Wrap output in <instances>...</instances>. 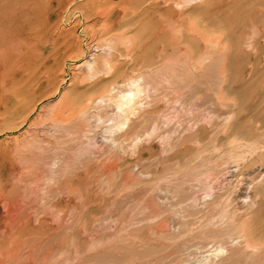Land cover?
I'll return each mask as SVG.
<instances>
[{
    "label": "rangeland",
    "instance_id": "rangeland-1",
    "mask_svg": "<svg viewBox=\"0 0 264 264\" xmlns=\"http://www.w3.org/2000/svg\"><path fill=\"white\" fill-rule=\"evenodd\" d=\"M0 36V264H264V0H0Z\"/></svg>",
    "mask_w": 264,
    "mask_h": 264
},
{
    "label": "bare ground",
    "instance_id": "bare-ground-1",
    "mask_svg": "<svg viewBox=\"0 0 264 264\" xmlns=\"http://www.w3.org/2000/svg\"><path fill=\"white\" fill-rule=\"evenodd\" d=\"M188 2L189 1H191V0H187ZM203 1V0H202ZM140 6V5H139ZM133 12H135V11H133ZM133 14H135V13H133ZM136 15V14H135ZM4 37H2V36H0V51H1V49H2V47L4 46V39H3ZM7 40V39H6ZM26 44H28V41H27V43ZM26 44H25V46H26ZM3 50V49H2ZM24 50V49H23ZM28 48H26V50H25V53H28ZM24 53V54H25ZM22 54V53H21ZM8 58V56L6 55V54H0V60H6ZM19 59V58H18ZM23 59V58H22ZM1 65V64H0ZM15 67H13V66H11V67H8V68H6L4 71H1V67H0V92H1V94H3V95H6L7 97H9V99H10V101H14V102H16L15 101V99H17V96H18V90L16 89V83L12 80V76H13V69H14ZM145 81H144V78L142 77V76H138V78H135V79H132V80H130V82H129V84H128V86L126 85V87H128V88H126V89H128L127 90V92L125 91L124 93H121L120 95V99H119V101H118V99H117V101H118V103H117V110H119V111H121L122 109H123V106H124V101H125V105L126 104H128V103H131L132 101H133V103L135 102L134 100H135V98L136 97H139V95H142L143 93H145L146 91H147V89L145 88V86H143V83H144ZM144 88H143V87ZM146 86H149V85H146ZM113 88V87H112ZM107 89V88H106ZM104 90L105 92L107 91V90ZM144 89H145V91H144ZM103 91V92H104ZM144 91V92H143ZM108 92V91H107ZM111 92V91H110ZM109 92V93H110ZM113 92V91H112ZM123 92V91H122ZM142 93V94H141ZM149 93V92H148ZM25 94H29L28 93V91H26L25 92ZM102 94V93H101ZM100 94V95H101ZM104 94V93H103ZM103 94L101 95L102 97H103ZM108 94V93H107ZM147 94V93H146ZM23 95H24V93H23ZM30 95V94H29ZM28 95V96H29ZM112 94H110V96H111ZM106 96V95H105ZM98 98H99V96H98ZM105 98V97H104ZM108 98V97H107ZM110 98H112V97H110ZM8 99V98H7ZM138 99V98H137ZM104 99H102V103L104 102L103 101ZM89 101H91V100H89ZM92 102V101H91ZM97 102H100V104H101V100H99L98 99V101ZM126 102H128V103H126ZM132 103V104H133ZM99 104V103H98ZM132 104H130V105H132ZM4 105V104H3ZM95 105V104H94ZM64 106H65V108H66V111H65V113L66 112H68V114L66 113V115H63V113L61 114V113H57L56 114V119H57V121H63L64 122V124H66L65 122H70L71 120H75V119H77L78 118V112H77V110H76V105L74 104V103H72V102H70V101H67V103H64ZM87 109V108H86ZM11 116L13 115V112H11V114H10ZM127 118V117H126ZM125 118V119H126ZM110 119H112V118H110ZM113 120V119H112ZM76 121H78V120H76ZM75 121V122H76ZM72 122V124L74 123V121H71ZM70 122V123H71ZM127 122H128V120L126 119L125 121H123V122H119L120 123V125H124L125 123L127 124ZM68 123H67V125H68ZM119 123L117 122L116 123V125H119ZM114 125V124H113ZM112 126V132H114V131H117L119 128H118V126ZM63 126V125H62ZM137 143V142H136ZM9 201V200H8ZM8 222H9V220H8ZM13 222V221H12ZM11 223V222H10ZM9 223V224H10ZM7 225V224H6ZM23 225H25V224H23ZM4 233V232H3ZM3 236V235H2ZM8 236V235H7ZM9 237V236H8ZM38 237V236H37ZM3 238V237H2ZM1 238V239H2ZM18 238V237H17ZM23 241V240H22ZM15 242V241H14ZM18 242V241H17ZM25 242H27V240H25ZM11 243V242H10ZM23 243V242H22ZM15 244V243H14ZM31 244V243H30ZM17 245V244H16ZM12 246H13V243H12ZM13 247H15V246H13ZM21 248V247H20ZM13 249V248H12ZM19 249V248H18ZM25 249V248H24ZM23 249V250H24ZM21 250V249H20ZM29 250V249H28ZM17 250H16V247L14 248V250H12V253L11 254H9L10 255V257L13 259V257H14V253L16 252ZM25 251V250H24ZM220 251V250H219ZM6 252V251H5ZM20 252V251H19ZM3 253V252H2ZM9 253V252H8ZM8 253H7V255L6 256H8ZM26 254H27V252H26ZM30 254V253H29ZM1 256V255H0ZM16 256V255H15ZM22 257V256H21ZM23 258V257H22ZM4 259V258H3ZM15 259V258H14ZM20 259V258H19ZM16 261V260H15ZM7 262H9V261H7ZM30 262V261H29ZM28 262V263H29ZM2 263V262H1ZM4 263V262H3ZM8 264V263H7ZM21 264V263H20Z\"/></svg>",
    "mask_w": 264,
    "mask_h": 264
}]
</instances>
